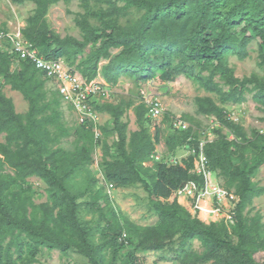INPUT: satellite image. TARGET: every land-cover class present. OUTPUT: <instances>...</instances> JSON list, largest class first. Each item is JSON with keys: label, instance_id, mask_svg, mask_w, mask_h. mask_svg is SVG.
I'll list each match as a JSON object with an SVG mask.
<instances>
[{"label": "trees", "instance_id": "16d2710c", "mask_svg": "<svg viewBox=\"0 0 264 264\" xmlns=\"http://www.w3.org/2000/svg\"><path fill=\"white\" fill-rule=\"evenodd\" d=\"M16 5L34 4L32 15L20 30L25 41L47 60L63 59L72 65L84 52L87 57L78 65L87 82L94 79L100 62L102 79L115 84L122 74H132L137 80L159 78L171 82L178 75L207 72L197 79L219 95L221 104H237L246 92L255 91L264 98V79L256 75L234 76L224 60L229 51L245 58V47L257 39L262 48L260 65L264 68V17L261 8L264 0H242L230 6L225 15L216 13L221 0H10ZM77 1L84 13L74 19L81 39L61 38L45 21L49 6L58 2ZM227 1V0H224ZM142 11V16L126 26L119 24L128 11ZM95 21L92 23L91 21ZM243 23L240 33L233 27ZM6 32L2 26L0 34ZM10 43L9 40H7ZM0 47V86H9L20 93L28 103L25 114H18L14 104L0 92V264H34L37 254L45 249L61 254L77 253L90 264H107L104 250L113 249L127 233L125 240L133 247L126 261L120 264H141L135 254L161 251L175 239L181 243L196 240L203 251L188 252L181 264H259L255 255L264 253V228L257 214L248 219L243 210L255 197L264 194L252 179L264 166V135L245 129L227 117L225 109L208 97L196 98L199 114L213 116L221 127L229 130L232 139L219 131L218 137L204 147L209 169L222 180V187L232 191L237 198L234 220L229 239L228 228L223 223H204L192 215L176 200V191L188 181H199L192 172L193 156L179 164L167 165L151 161L156 136L151 139L144 129L147 109L140 103L137 114L139 131L126 133L127 123L121 118L119 105L90 103L97 113H107L113 128L97 126L96 134L91 124L83 120L67 127L61 111V96L55 91L48 97L47 78L28 61H19L15 68L9 54L10 44ZM116 51V53H113ZM177 60V62H175ZM216 75L228 87L222 91L212 80ZM252 85V88H248ZM166 113L164 120L169 121ZM191 121V119H189ZM170 122V121H169ZM109 131L116 136L111 145L105 137ZM191 128L183 133L182 141L198 134ZM74 136L73 150L55 147L61 139ZM171 141V140H170ZM191 143V144H192ZM100 145V167L104 180L114 188H127L141 184L148 193L149 204L158 220L155 225L141 227L125 217L113 215L112 222L103 234L106 243L96 245L92 240L93 228L82 223L78 216V200L96 184L91 180L81 193L70 191L68 180L82 166L93 162L92 154ZM129 147V149H128ZM115 150L111 154V150ZM153 162V161H152ZM9 170V173H5ZM39 178L47 187L49 201L35 204L30 186L25 180ZM107 199V197H105ZM263 231V239L254 243L250 237ZM108 264H116L115 261Z\"/></svg>", "mask_w": 264, "mask_h": 264}, {"label": "rangeland", "instance_id": "374dc122", "mask_svg": "<svg viewBox=\"0 0 264 264\" xmlns=\"http://www.w3.org/2000/svg\"><path fill=\"white\" fill-rule=\"evenodd\" d=\"M242 0H221L218 3V8L214 9L216 13L225 15L226 10L232 5H236ZM34 4L26 2L23 5H16L10 0H0V28L6 29L4 34L11 35L16 31L21 30L25 26L26 19L32 15ZM261 17H264V8H261ZM77 13H84V9L77 1L69 3L58 2L49 6L45 21L49 28L58 34L61 38L66 36L81 39L79 29L75 26L74 19ZM142 11L131 9L124 18L119 19V24L126 26L127 22L135 21L142 16ZM95 23V21H91ZM243 23H238L233 27V31L240 33ZM4 34L0 36V47L7 45L8 37ZM10 44L9 52L12 44ZM246 56L240 58L239 54L234 51H229L224 55L226 65L233 70L234 76L241 79L244 76L256 75L259 79H264V68L260 65L262 48L260 42L255 39L248 43L245 47ZM113 53H116L114 51ZM87 57V52L77 56L72 65H66L73 75L80 78V81L86 84L91 89L92 87L99 90L95 93L89 91L85 94L87 104V113H82L76 109L75 99L71 101L61 98V111L63 113V121L67 127L73 126L75 123H82L83 120L88 121L97 134V126L113 128V120L107 113H97L93 110L90 103H110L119 105L123 111L121 120L127 123L126 133L129 137L131 132L139 131L137 114L140 112L138 107L141 101L140 90L145 91L149 95H154L162 105L163 113H168L171 117H180L186 122V127H191L193 133L197 130L198 138L201 132H205V140H215L218 137L217 131L224 135L227 139H232L233 136L224 127H221L213 116H203L199 114L196 98L208 97L219 107L225 109L227 117L235 124L242 126L248 135L251 129H256L260 133H264V98L259 97L255 91L246 92L242 102L237 104L227 103L221 104L219 95L207 90L203 84L197 79L208 75L207 72L198 73V68L192 72L193 74L178 75L171 82H162L158 77L148 79L145 82L137 80L132 74H122L117 78L115 84H107L102 78L101 68L107 63L102 61L97 68V74L93 80L87 82V76L82 75L81 69L78 66L82 59ZM177 62V60H175ZM13 63L12 68H15ZM198 73V76L196 75ZM214 83H219L222 91H227L228 87L216 75L212 79ZM249 85L248 88H252ZM9 86H0V92L5 96ZM45 89L49 92L48 97L58 90V83L55 80L48 79L45 83ZM14 109L17 113L25 114L28 110V103L22 98L21 100L14 99ZM74 104V105H73ZM191 119V121L189 120ZM144 129L154 141L158 137V143L154 145V150L151 155L150 167L155 163H166L167 165L179 164L184 159L192 156L193 141L188 146L185 141H182L183 133L188 129L173 128L169 121H165L163 117L153 118L148 113L145 114ZM107 135L101 137L106 139V142L111 145L115 141L116 136L112 131L107 132ZM191 133V134H192ZM171 140V141H170ZM0 141L2 138L0 137ZM74 136L63 138L55 147H60L65 150H73ZM199 141V140H198ZM129 149V147H128ZM115 150H111L114 154ZM160 157L155 161L154 157ZM186 157V158H185ZM102 151L98 145L93 154V162L89 165L82 166L68 180L70 191L73 193H81L85 186L95 180L96 184L90 188L79 200L78 216L82 223H88L93 228L92 240L96 245L106 243L103 239V234L112 222L113 215L125 217L135 225L141 227L153 226L156 224L158 217L155 211L151 208L148 199V193L141 184H134L127 188H111L102 175L100 162ZM153 161V162H152ZM148 164V163H147ZM7 170L5 173H9ZM212 180L222 186V180L215 173H212ZM258 186H264V166H262L257 174L252 179ZM26 185L30 186L32 199L35 204L48 202L49 196L46 185L36 177H31L25 180ZM232 192V191H230ZM107 197V199L105 198ZM237 198L230 201V211L232 213V221L226 218L217 220L216 223H223L228 228L229 239L236 244V237L231 234V227L234 225V213ZM184 202V201H183ZM178 203V201H177ZM180 203V204H179ZM179 205L185 207L192 215L194 212L190 207L191 201L186 204L179 201ZM243 216L248 219L259 215L261 218L259 224L264 228V194L252 199L251 204L243 210ZM200 217V216H199ZM210 222V219L205 221ZM211 223V222H210ZM263 231L258 235L250 237L254 243H259L263 239ZM127 233H123L122 238L116 243V255L113 257V249L109 247L104 250L105 261L108 263L115 261L120 264L126 261L128 254L133 251V247L127 244ZM196 254L202 253L203 249L200 243L193 240L188 243H181L175 239L169 243L161 251H147L141 254H135L136 262L141 264H181L180 260L185 257L188 252ZM259 264H264V253L259 252L255 255ZM37 262L34 264H90L86 258L74 253L68 252L61 254L58 251L41 250L36 256ZM127 264L130 263V259ZM203 264H211L208 261Z\"/></svg>", "mask_w": 264, "mask_h": 264}, {"label": "built area", "instance_id": "2783aa9c", "mask_svg": "<svg viewBox=\"0 0 264 264\" xmlns=\"http://www.w3.org/2000/svg\"><path fill=\"white\" fill-rule=\"evenodd\" d=\"M4 33H1L2 36ZM8 37L12 44L9 54L13 57L15 65L21 61L30 62L34 68L43 73L47 79L55 80L58 83V92L62 99L71 101L75 99L76 109L82 113H87L86 93H95L98 88L88 87L80 81V78L73 75L68 69L63 59L47 60L39 54V51L34 48L30 43L24 40L20 30L12 33L11 35L4 34ZM140 97L142 104L147 109V113L153 118L165 117L163 108L159 100L154 95H149L145 91L140 90ZM74 105V104H73ZM170 125L175 128L184 130L190 129L186 127V122L180 117H169ZM197 131V130H196ZM260 133V132H259ZM264 135V133H260ZM205 132H201L199 141L191 149L193 156V174L199 178V181H188L184 186L176 191V200L183 198L187 204L191 201L190 207L197 217L203 221L199 214L201 213V206L204 201H208V208L210 212V222L216 223L217 220L226 218L232 221V213L229 205L230 201L234 200V194L222 186L218 185L212 180V172L209 169L208 159L204 153V147L207 143L213 140H205ZM188 141H193L189 138ZM160 157H154L158 161ZM146 163L144 164V166ZM111 188L112 185H109ZM180 204V203H179ZM216 221V222H215ZM205 223V221H203ZM210 222H207L210 223Z\"/></svg>", "mask_w": 264, "mask_h": 264}, {"label": "crops", "instance_id": "0c3cea01", "mask_svg": "<svg viewBox=\"0 0 264 264\" xmlns=\"http://www.w3.org/2000/svg\"><path fill=\"white\" fill-rule=\"evenodd\" d=\"M7 95H6V97L7 98H10L11 100H12V102H14V99L15 100H21L23 97H22V95L20 94V93H18V92H16V91H12L11 89H10V87L8 88V92L6 93ZM17 113V112H16ZM18 114H20V113H18ZM186 158V157H185ZM186 159H184L183 161H181L180 163H179V165H181V166H183V162L185 161ZM148 163V164H147ZM145 164V163H144ZM150 162H146V167H150Z\"/></svg>", "mask_w": 264, "mask_h": 264}, {"label": "bare ground", "instance_id": "6f19581e", "mask_svg": "<svg viewBox=\"0 0 264 264\" xmlns=\"http://www.w3.org/2000/svg\"><path fill=\"white\" fill-rule=\"evenodd\" d=\"M180 202H182L184 204V200L183 198H180L179 199ZM200 218L203 220V221H207L209 220L210 218V212H209V208H208V201H204L202 203V206H201V213L199 214Z\"/></svg>", "mask_w": 264, "mask_h": 264}]
</instances>
